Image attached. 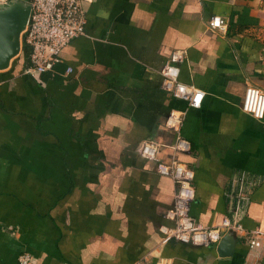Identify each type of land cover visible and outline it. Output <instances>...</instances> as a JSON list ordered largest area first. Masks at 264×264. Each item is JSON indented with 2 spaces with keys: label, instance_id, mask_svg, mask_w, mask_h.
<instances>
[{
  "label": "crops",
  "instance_id": "1",
  "mask_svg": "<svg viewBox=\"0 0 264 264\" xmlns=\"http://www.w3.org/2000/svg\"><path fill=\"white\" fill-rule=\"evenodd\" d=\"M83 8L85 34L51 72L28 75L23 59L0 71V264H16L23 251L33 264H264V114L242 109L248 87L264 92V0ZM213 16L223 31L208 27ZM174 50L184 52L179 81L202 92L197 107L161 87ZM172 110L184 111L191 145L177 154L194 171L191 215L203 225L239 221L246 231L225 232L222 246L159 230L172 224L164 211L175 186L136 147L156 140L169 159ZM252 230L262 235L251 248Z\"/></svg>",
  "mask_w": 264,
  "mask_h": 264
},
{
  "label": "built area",
  "instance_id": "2",
  "mask_svg": "<svg viewBox=\"0 0 264 264\" xmlns=\"http://www.w3.org/2000/svg\"><path fill=\"white\" fill-rule=\"evenodd\" d=\"M96 0H29L30 14L26 26L21 34V42L28 49L27 64L24 73L38 77L51 72L54 65L60 61L63 48L74 38L85 34L84 3ZM208 27L223 31L226 22L220 16H213L208 21ZM184 57L183 50H174L161 67V87L174 97L183 99L187 106L197 107L202 98V92L192 84H185L178 79L179 64ZM71 72V67L66 68ZM242 109L255 118H262L264 114V92L257 87H248L245 91ZM184 111L172 110L166 118V125L175 133L173 144L170 145L169 159L160 158L162 144L153 139L139 142L136 152L147 160L155 162L156 171L172 179L175 190L173 202L164 211V217L172 222L171 225L162 224L159 230L165 239L173 238L177 241L193 245L208 246L216 244L225 232H246L239 221L228 218L216 225H203L197 222L190 213V206L195 197L193 186L194 171L188 164L178 159V153H188L191 145L181 133V123ZM249 247L261 244V233L248 232ZM16 264H33V258L27 251L17 255Z\"/></svg>",
  "mask_w": 264,
  "mask_h": 264
},
{
  "label": "water",
  "instance_id": "3",
  "mask_svg": "<svg viewBox=\"0 0 264 264\" xmlns=\"http://www.w3.org/2000/svg\"><path fill=\"white\" fill-rule=\"evenodd\" d=\"M30 9L31 5L28 0H8L1 3L0 71L7 69L12 59L22 50L21 34L26 26ZM230 236V234H225L220 240V245L225 244L224 240H227ZM228 251L230 249L221 253L227 254Z\"/></svg>",
  "mask_w": 264,
  "mask_h": 264
},
{
  "label": "rangeland",
  "instance_id": "4",
  "mask_svg": "<svg viewBox=\"0 0 264 264\" xmlns=\"http://www.w3.org/2000/svg\"><path fill=\"white\" fill-rule=\"evenodd\" d=\"M8 0H0V6H1V3L3 2H6ZM264 28V26H263ZM263 32V36H264V30L262 31ZM20 59H23L24 60V55L22 54V50L20 51V53L14 58L15 61H18Z\"/></svg>",
  "mask_w": 264,
  "mask_h": 264
},
{
  "label": "trees",
  "instance_id": "5",
  "mask_svg": "<svg viewBox=\"0 0 264 264\" xmlns=\"http://www.w3.org/2000/svg\"><path fill=\"white\" fill-rule=\"evenodd\" d=\"M29 1V0H28ZM29 49L25 44H22V54L24 55V60L27 62Z\"/></svg>",
  "mask_w": 264,
  "mask_h": 264
}]
</instances>
